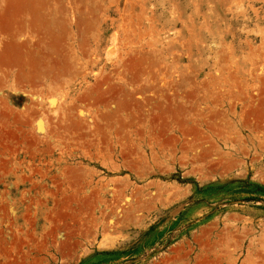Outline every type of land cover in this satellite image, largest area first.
<instances>
[{
    "label": "rangeland",
    "instance_id": "374dc122",
    "mask_svg": "<svg viewBox=\"0 0 264 264\" xmlns=\"http://www.w3.org/2000/svg\"><path fill=\"white\" fill-rule=\"evenodd\" d=\"M0 147L55 264H264V0H0Z\"/></svg>",
    "mask_w": 264,
    "mask_h": 264
},
{
    "label": "crops",
    "instance_id": "0c3cea01",
    "mask_svg": "<svg viewBox=\"0 0 264 264\" xmlns=\"http://www.w3.org/2000/svg\"><path fill=\"white\" fill-rule=\"evenodd\" d=\"M236 112H233V110L231 109L229 114L230 116H234ZM249 114V112H248ZM238 115V113H237ZM244 115V114H243ZM244 116H248L245 115ZM245 125L248 127L249 123L248 121L245 123ZM254 135V134H253ZM1 149V147H0ZM10 158V157H9ZM4 161H9L8 157L3 158ZM6 170L5 168L3 169V173H5ZM1 174V173H0ZM34 189V188H33ZM40 189V188H39ZM35 211V208H34ZM25 216H24V223H22V225H20L21 231H17L15 228V224H17L16 222V218L15 215L11 217H9L7 219V223H9V227H3V231L4 233L9 234V236H5L0 234V246H4L5 251H1L0 250V264H5L6 262L9 261L8 257L10 255V253H12L15 257V255L17 254L18 249L21 247L22 250V254L25 252V249H28V252H30L31 249H36L39 251L38 253V258H36V261L33 264H55V261L53 259V256L50 253H47L46 251L43 252V247L42 246H46L49 244V239L45 238L49 233L48 232H37L36 231V216H29L27 211L25 210ZM42 214V213H41ZM42 219V223H49L48 221H46V219L44 218V216L41 217ZM45 238V239H44ZM33 240H37V243H33L32 246L29 245V242H33ZM12 242V243H11ZM63 242L65 244H69L71 242H74V247L73 250L71 251L70 255L71 256H75L78 253L77 250V238H66V239H59V245L60 243ZM10 243L12 244V247L10 248ZM12 249V250H11ZM66 263L68 264H72V260H70V258H65L64 259ZM76 263V262H75ZM16 264V262L14 263Z\"/></svg>",
    "mask_w": 264,
    "mask_h": 264
},
{
    "label": "trees",
    "instance_id": "16d2710c",
    "mask_svg": "<svg viewBox=\"0 0 264 264\" xmlns=\"http://www.w3.org/2000/svg\"><path fill=\"white\" fill-rule=\"evenodd\" d=\"M238 187L236 188L235 194L240 196V199L245 201H261L264 203V186L258 183L250 182L249 180L237 181ZM111 252H102L101 254L108 255ZM98 254V253H97ZM89 259V258H88ZM88 259L82 262L85 263Z\"/></svg>",
    "mask_w": 264,
    "mask_h": 264
}]
</instances>
